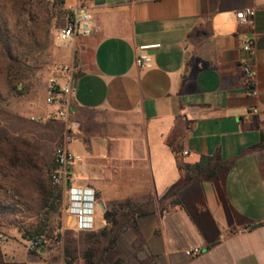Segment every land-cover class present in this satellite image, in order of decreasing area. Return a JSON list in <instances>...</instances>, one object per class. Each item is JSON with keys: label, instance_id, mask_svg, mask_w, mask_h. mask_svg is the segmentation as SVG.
Masks as SVG:
<instances>
[{"label": "crops", "instance_id": "obj_1", "mask_svg": "<svg viewBox=\"0 0 264 264\" xmlns=\"http://www.w3.org/2000/svg\"><path fill=\"white\" fill-rule=\"evenodd\" d=\"M86 5L99 30L66 45L77 75L79 128L67 145L78 157L72 182L95 191L97 217L128 202L139 211L137 260L264 264V0ZM246 8L255 11L251 27L235 17ZM246 32L254 39L257 97L241 69ZM140 53L150 56L151 69L136 66ZM202 156L224 164L211 178L190 172L193 179L166 197L184 175L178 165ZM189 248L202 254L189 258Z\"/></svg>", "mask_w": 264, "mask_h": 264}, {"label": "rangeland", "instance_id": "obj_2", "mask_svg": "<svg viewBox=\"0 0 264 264\" xmlns=\"http://www.w3.org/2000/svg\"><path fill=\"white\" fill-rule=\"evenodd\" d=\"M66 18L65 0H0V48L8 44L13 50L8 68L10 84L2 75L0 56V128L11 137L35 145L48 166L44 168L48 174L54 168L59 133L64 130L61 120L49 117L46 99L50 84L62 81V68L68 65L67 42L56 38ZM2 169L0 185L6 189L20 186L24 201L33 197L29 188L19 185L15 170L10 173L7 167ZM4 173L6 177H2ZM123 209L117 224L110 227L108 238H95L92 233L100 230L75 232L70 228L62 200L59 208L48 214L36 215L25 206H15L10 211H0V250L9 264H86L85 254L97 246L108 247L109 237L116 232L115 245L102 257L95 256V263L150 264L147 259H136L138 238L133 219L126 220L124 216L132 212V206ZM39 224L46 226L43 253L40 249L31 250L29 239L25 238L31 226Z\"/></svg>", "mask_w": 264, "mask_h": 264}, {"label": "built area", "instance_id": "obj_3", "mask_svg": "<svg viewBox=\"0 0 264 264\" xmlns=\"http://www.w3.org/2000/svg\"><path fill=\"white\" fill-rule=\"evenodd\" d=\"M87 0H65V10L67 13L66 24L56 33V38L61 42H68L79 37H89L98 32V27L94 24ZM255 11L246 8L236 12L235 17L238 25L251 27ZM242 50L246 57L241 64L245 85L249 88L250 95L257 97L256 73L252 67V56L254 55V39L251 33L246 32L241 36ZM141 50H145L141 48ZM135 64L142 70L152 68V60L149 55L140 53ZM62 81H54L50 84L47 92V104L54 110L49 117L54 120L64 122V133L60 144L54 153L55 168L50 174L53 185L62 191V211L71 229L75 232H92L111 226L110 222L104 218V213L97 217V213L102 214L100 204L93 189L77 186L72 182L71 169L78 160L67 147L71 140L70 133L79 128V123L74 119L72 109V94L74 92L75 69L72 65H65L62 68ZM252 113L258 112L257 108H252ZM68 183V184H67ZM2 238V235H0ZM28 247L31 250L39 249L40 242L29 240ZM189 258H194L202 254L200 248H189L184 251Z\"/></svg>", "mask_w": 264, "mask_h": 264}, {"label": "trees", "instance_id": "obj_4", "mask_svg": "<svg viewBox=\"0 0 264 264\" xmlns=\"http://www.w3.org/2000/svg\"><path fill=\"white\" fill-rule=\"evenodd\" d=\"M12 52L13 50L8 44L0 48L1 65L3 70L2 75L7 84H10V70L8 68L12 60ZM76 77L77 75H74V78ZM1 102L2 99L0 91V103ZM261 146H264V143L261 144ZM223 164V161L220 160L219 157L209 156H202L200 161L193 166L179 164L178 167L184 175L177 183L170 187L165 196L168 197L176 195L184 185L191 181L193 177L189 174L190 172L194 173L197 177L211 178ZM2 167H7L10 173H13L15 170L16 177L18 178L17 180L20 182L19 185L22 184L24 187L29 188L33 193V197L29 198L28 201H24L20 186L6 189L4 185H0L1 212H5L6 210L10 211L15 206L20 205L25 206L28 210L34 211L36 215L55 212L59 208L62 200V191L60 188L53 185L50 180V174L54 170L55 164L53 165L54 168L51 173L48 174V171L44 169L48 166L44 163L35 145L26 140L11 137L4 129L0 128V172L3 170ZM2 177H6V173H4ZM8 192L11 193L10 196L6 195ZM175 202L176 201H174V203ZM124 206L126 207L132 205L129 202L125 203V205H120V210L123 209ZM137 214H140L139 211L134 210V207L132 206V212L128 215L125 214L124 216H126V220H129L130 218L133 219ZM119 215V210L116 208H112L111 210H106L104 212V218L110 222L111 226L117 224V218ZM45 227L46 226L41 224L31 226L30 231H27L28 235H26L25 238L39 241V249H41L45 246V229H43ZM110 227L99 229V233H92V236L95 238H108ZM117 238L118 234L115 232L108 239V247L103 248L97 246L92 251H88L85 254L86 264H97L94 262L95 256L96 258H99L100 256L102 257L104 251L110 250V246L115 245ZM0 264H9L5 260L1 250Z\"/></svg>", "mask_w": 264, "mask_h": 264}, {"label": "water", "instance_id": "obj_5", "mask_svg": "<svg viewBox=\"0 0 264 264\" xmlns=\"http://www.w3.org/2000/svg\"><path fill=\"white\" fill-rule=\"evenodd\" d=\"M68 184V183H67ZM101 209H102V207H101ZM263 224H261V223H259V224H256V225H253V229H255V228H258V227H261ZM40 253H43L44 252V247H42L41 249H40V251H39Z\"/></svg>", "mask_w": 264, "mask_h": 264}]
</instances>
